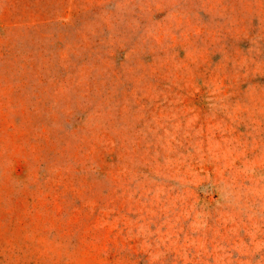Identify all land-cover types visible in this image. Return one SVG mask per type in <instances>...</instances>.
<instances>
[{
    "label": "rangeland",
    "instance_id": "1",
    "mask_svg": "<svg viewBox=\"0 0 264 264\" xmlns=\"http://www.w3.org/2000/svg\"><path fill=\"white\" fill-rule=\"evenodd\" d=\"M0 264H264V0H0Z\"/></svg>",
    "mask_w": 264,
    "mask_h": 264
}]
</instances>
